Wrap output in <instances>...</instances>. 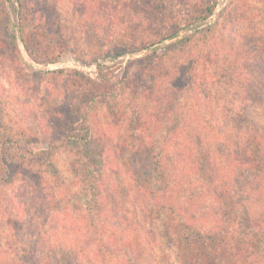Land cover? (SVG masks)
Instances as JSON below:
<instances>
[{
	"label": "trees",
	"instance_id": "16d2710c",
	"mask_svg": "<svg viewBox=\"0 0 264 264\" xmlns=\"http://www.w3.org/2000/svg\"><path fill=\"white\" fill-rule=\"evenodd\" d=\"M16 2L18 4L17 9L15 7L17 29L12 26L4 39L0 38V44H5L11 53V66L17 73L25 76L26 70L21 62L22 54L18 38L25 45L28 44L24 26V9L28 6L26 7L24 0H16ZM130 4L144 6V13L149 7L146 0L145 2L141 0H73V6L76 9L84 14H88L87 10H90L91 18L97 15L95 18L99 20L108 17L117 20L115 15ZM37 7L35 12L39 14V17L36 13L34 16H37L40 22L44 21L41 28L44 25L50 32L49 37L53 40L51 34L63 36L59 13L55 5L45 2ZM214 8V5H207V13L211 14ZM146 18L156 21L150 15ZM170 21L165 19L163 22L158 21V24L155 22L151 29L152 33L148 37L131 41L130 45L135 49L129 51H143L158 41L177 37L178 31L170 29L172 27ZM126 32L128 33V30ZM208 34L210 33H204V35ZM137 45L139 48L136 47ZM121 48V44H112L105 47L103 55L118 57L129 52ZM155 57L153 62H149L150 79L149 83L145 84V89L140 91L143 93H136L133 89L135 86L132 81L139 79L138 74L116 83L111 81L113 72L100 68L98 85L95 89L86 90L82 98L71 101L69 106L66 105V110L70 114L66 119L54 120L50 117L53 132L46 131L45 136L50 148L37 153L45 155L46 161L43 168H40V172L43 176L47 174L54 179L57 192L48 193V197H51L47 200L49 207L45 209L39 207L38 211L33 213L38 215L35 218L30 217L32 221L35 220V223L38 222L39 227L35 235L31 236L29 245L20 241L17 234L13 235L14 232H11V237L14 236V239L7 240L5 245H0V264H79L77 262L81 260L77 259L83 254L89 257L84 264H143L146 256L143 238L138 235L131 236L127 230L128 227L121 225V217L119 222L113 221V223L108 221V214L104 217L106 211H114L113 207H108L111 204L110 201L113 200L116 204L118 201L114 186H121L127 182L129 186L131 184L134 186H131L132 190H136V209L143 211L146 218H149L147 213L153 208L168 211L167 219L172 221L171 223L174 222L178 228L169 229L172 230V235H166V238L171 237L176 248L181 247L183 241L187 240L190 244L197 240L199 228L191 226L189 222V218L194 219L197 215L189 211L201 212V209L202 211L213 209V211L226 213L227 216L224 218H221V214L217 212L213 215L209 211L206 213L211 215H208L211 218V224L206 227L204 233L206 238L234 234L239 232V228L240 232L242 230L251 239H255L257 234L262 233L259 231H262L264 225V125L255 145L239 147L236 144L234 132L232 135L227 130L223 133L220 144L218 142L219 145L214 146L208 133L210 128L214 129L213 123L209 119L195 121L193 117L201 104L194 103V100L201 102V94H204L208 84L206 74L200 72L195 62L190 59L184 63L175 64L171 73L169 70L165 73L163 64L166 56L156 55ZM54 58L52 60L58 59V57ZM258 66L259 69L261 68L259 74L264 80V67L260 64ZM52 73L56 74L58 70L49 72V74ZM263 89L258 88L256 93ZM194 97L195 99L191 102ZM99 98L112 104L110 108L114 106V103L117 104V111L114 112L112 109V114L108 115L107 120L98 118V114L92 111L98 104ZM113 113H117V116ZM46 121L49 124V120ZM15 127L16 125L6 127L5 132L9 134L8 138L5 139L4 133L0 134V138L19 146L24 143L31 150L29 146L39 140L38 133L24 127H20L22 132L16 131ZM59 147L68 156L70 170L75 172L74 177L70 179L64 177L55 164L54 156ZM6 150L7 153L0 151V209L2 210L0 225L13 230L16 225L21 226L26 221L25 212L20 211L21 199L18 200L15 192L20 188V181L25 178L23 176L27 174L36 176L33 175L32 167L34 166L31 160L19 162L15 159L13 162L12 159L10 160L9 150ZM217 159L220 160V164L215 166ZM227 170L231 172V175L233 174V180L245 174L243 172L251 174L250 177L247 175L249 183L246 179L247 183L240 180L234 182L232 180L230 183ZM18 171L22 172L20 180ZM253 172H255V179L251 180ZM40 177L42 176H38ZM168 177H171L173 181L169 182ZM122 178L124 180L121 181ZM33 180L36 181L35 178ZM222 182L224 186H221ZM220 187L227 188V191L223 192ZM186 188L189 189V198L184 204L181 194ZM207 189L210 192L205 197ZM244 197L251 201L255 198L258 201L261 208L259 220L253 214L250 215V211L242 221L232 217L230 212L238 211L239 207L241 210L243 205H240V202ZM201 198L202 203L196 208L197 205L194 206V202ZM214 199L218 200L215 207L212 205L215 202ZM70 210L74 218L72 223L74 221L80 223L81 228L78 230L80 236L72 238L69 235L70 240L73 241L72 245H67L61 240L57 241L53 247L49 244L50 253L45 255L46 260H43L42 254L46 252V249L40 250L41 247L38 244L45 239L44 233L46 234L51 228L48 226L61 223L55 220L56 215L64 213L66 217L63 215V220L67 219V211ZM174 211L182 214L183 218ZM52 217L53 221L50 220ZM54 221H56L55 225H53ZM59 230L64 231L62 228ZM147 230L152 232L150 229ZM53 250L54 255H52Z\"/></svg>",
	"mask_w": 264,
	"mask_h": 264
},
{
	"label": "rangeland",
	"instance_id": "374dc122",
	"mask_svg": "<svg viewBox=\"0 0 264 264\" xmlns=\"http://www.w3.org/2000/svg\"><path fill=\"white\" fill-rule=\"evenodd\" d=\"M141 1L145 2V0ZM45 2L55 5L62 25L63 36L51 34L53 40L44 25L41 28L44 21L40 22L37 16H34L35 8ZM146 2L149 5L146 13L144 6L130 4L115 15L117 20L110 17L99 20L95 18L97 15L93 17L94 19L91 18L90 10H87L88 14H84L76 9L73 0H24V4L28 6L24 9L25 35L28 44L25 45L20 38L18 43L22 54L21 62L26 70L25 76L17 73L11 66V53L5 44H0V134L4 133L7 139L9 134L5 132L6 127L16 125V131H21L20 127L31 128L38 133L39 140L29 146L30 150L24 143L19 146L0 138V151L7 153L6 149H8L11 154L10 160L12 159L13 162L15 159L19 162L31 160L34 166L33 175L36 177L27 174L28 177L23 176L25 178L20 181V188L15 193L18 200L21 199L20 211L25 212L26 221L21 226L16 225L13 230L0 225V245H5L7 240L14 239V236L11 237V232H14L15 236L17 234L18 239L26 245H29L31 236L35 235L39 227L38 222L35 223L30 217L35 218L38 215L33 213H36L39 207L44 209L49 207L47 200L51 197H48V193L57 192L54 179L47 174L43 176L40 172L46 161L45 155L37 153L50 148L45 139L46 131L53 132L50 117L54 120L66 119L69 114L66 105L69 106L71 101L83 96L86 90L96 88L100 68L113 72L111 81L116 83L138 74L139 79L132 81L135 86L133 89L138 93L145 89V84L149 83L148 65L149 62H153L156 55L166 56L163 64L165 73L168 70L171 73L172 67L179 62L193 60L198 70L205 73L208 78L205 92L200 97L201 102H197L195 97L191 99V102L195 99L194 103H201L194 113V120L201 122V119H209L213 123L214 129L210 128L208 133L214 146L218 142L220 144L223 140L222 135L227 130L232 135L234 132L239 147L257 144L255 141L258 134L263 131L264 125V89L256 93L258 88H264V80L259 74L261 68L259 69L258 66L260 64L264 67V0H146ZM17 5L16 0H0V38L2 39L8 31H11L12 26L17 29L15 13ZM207 5L215 6L211 14L206 11ZM36 15L39 17L38 13ZM41 15L44 17L43 13ZM148 15L156 20V24L158 21L170 19L172 26L170 29L178 31V36L151 44L143 51L130 52L135 49L130 45L132 40L143 39L152 33L151 29L155 22L148 20L146 18ZM206 32L210 34L204 35ZM187 37L189 40H185ZM112 44H121L122 50L130 51L118 57H111L108 54L104 56L105 47ZM136 47L139 48V45ZM53 57L58 59L52 60ZM53 70H58V73L49 74ZM97 103L92 111L103 120L109 119L108 115L111 116L112 109L114 112L117 111L115 103L112 108H110L112 104L101 98ZM115 115L117 116V113ZM46 120H49V124ZM56 151L54 161L60 173L67 179L74 177L75 172L69 168L67 154L61 147ZM219 161L217 159L215 166L220 164ZM21 173L19 172L18 175L19 180L22 179ZM243 173L245 174L240 178L233 180V174L231 175L227 170L230 183L232 180L233 182L240 180L244 183L245 179L248 182L247 175L250 177L251 174ZM254 174L255 172L251 180L255 179ZM38 176L42 177L38 178ZM168 179L169 182L173 181L171 177ZM223 184L222 182L221 186H224ZM131 186L134 187L132 184ZM131 186L129 182L114 186L118 201L117 204L113 200L110 201L108 207H113L114 211H106L104 217L108 214L107 219L111 223L119 222L121 217V225L128 227L131 236L138 235L143 238L146 247L143 264H264V225L262 231H259L262 233L257 234L255 239H251L242 230L240 232V228L239 232L234 234L206 238L205 229L211 224L209 218L211 215L206 213L209 211L213 215L217 212L221 214V218L226 217V213L213 209L207 211L201 209V212L189 211L197 215L194 219L189 218L191 226L199 228L197 230L199 232L196 231L197 240L190 244L187 240L183 241L182 246L176 248L174 240L169 236L166 238V235H172V230L169 229L177 227L174 222L171 223L172 221L167 219L168 211L153 208L147 213L149 218H146L143 211H138L135 207L136 190H132ZM220 188L223 192L227 191L225 187ZM188 191L189 189L186 188L181 194L184 204L189 198ZM205 191L206 197L210 190ZM213 201L215 202L212 205L215 207L218 200ZM252 201L244 197L240 205L245 207L231 211L232 217L242 221L250 211V215L253 214L259 220L261 208L255 198ZM200 203L202 198L197 199L194 206L197 205V208ZM174 212L183 218L178 211ZM72 214L71 210L67 211V219L64 220L65 214H58L55 220L61 223L48 226L51 228L46 234L44 233L45 239L38 244L40 250L46 249L42 254L43 260H46L45 255L50 253L49 244L53 247L61 240L67 245H72L73 241L70 240L69 235L72 238L80 236L78 233L81 228L80 223L76 221L72 223L74 219ZM50 220L53 221V217ZM55 222L53 225L56 224ZM118 227H121L120 224ZM60 228L64 231L59 230ZM54 254L53 250L52 255ZM77 260H81L77 263L84 264L89 257L83 254Z\"/></svg>",
	"mask_w": 264,
	"mask_h": 264
}]
</instances>
